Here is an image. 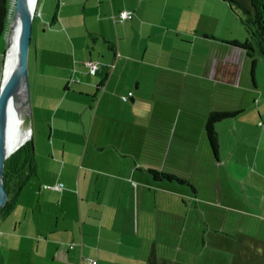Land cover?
<instances>
[{
  "label": "crops",
  "instance_id": "1",
  "mask_svg": "<svg viewBox=\"0 0 264 264\" xmlns=\"http://www.w3.org/2000/svg\"><path fill=\"white\" fill-rule=\"evenodd\" d=\"M57 2L50 1L54 16L44 19L33 59L30 51L41 139L30 145L34 172L22 187L11 189L9 199L16 203L0 216V264H264V239L243 229L256 224L232 219L242 212L253 217L259 209L264 214V143H236L227 162L218 157L224 173L208 175L188 162L183 149L171 158V140L158 152L156 138L144 139L134 103L123 99L149 83L130 64L133 53L151 44L157 25L146 14H155L158 3L95 0L98 36L108 44L94 47L98 58L87 55V42L75 38V0ZM124 10L134 12L132 20L114 22ZM137 37L143 42L136 48ZM71 48L75 58L80 54V61L98 62L100 69L93 75L80 62L78 72L76 62L79 79L59 77L55 71L62 67L53 58ZM151 169L189 184L157 180ZM228 180L250 196L238 201Z\"/></svg>",
  "mask_w": 264,
  "mask_h": 264
},
{
  "label": "rangeland",
  "instance_id": "2",
  "mask_svg": "<svg viewBox=\"0 0 264 264\" xmlns=\"http://www.w3.org/2000/svg\"><path fill=\"white\" fill-rule=\"evenodd\" d=\"M50 1L38 0L30 50L32 59L36 41L39 39L38 37H43L45 30L43 26L44 19L47 18L48 14H50V20L54 16V9ZM57 1L52 0V2L58 3ZM86 1L88 6L84 8ZM154 1L158 3L156 5L158 10L155 14H146L148 21H153L157 25L151 31L154 32L149 39L151 44H149L148 49L145 47L142 51L137 50L133 53L132 58L134 60H132L133 62L130 65H133L134 71H140L146 81L149 82L144 83V85L149 88L151 98L154 97L152 103L159 108V111L163 106L162 103L169 102L168 105H170L179 96L181 97L177 91L181 85L184 86L186 84L188 87L192 84L197 91L195 94L186 96L183 111H178L177 113L176 110H173L171 111L172 116L168 115L167 118L168 120L172 118L173 125L170 122L167 126L159 127L158 125V131H152V134L144 128H141V132L144 139L151 134L152 136L150 135L149 140L152 141L157 133L158 152L164 149L165 144L162 143H168L171 140V153L174 152L170 156L171 158L175 156L177 151L184 150L189 157L188 162L195 163L201 167L198 170L199 172L208 175L224 173V168L217 166L218 158L214 154L207 138L203 125L204 115H209L211 111L244 109V112L237 118L224 119L218 124L220 143L222 145L220 155L226 162L230 158L228 155L229 151L237 150L236 143H264V135L263 137L261 135V131L264 130V126L261 125L263 124L262 120H264V60L257 54L259 62L253 74L252 60L241 54L240 50L244 52L243 49L231 46L233 42H245L247 34L242 20L244 17L243 12L235 6L234 10L230 1ZM75 2L78 5L75 14V21L78 23V34L75 38L80 44L87 42V47H84L83 51L89 55L94 52V47L108 49V44L104 42L103 38L98 36L100 23L96 20L98 10L95 8V0H75ZM10 4V19L12 21L16 0H11ZM68 23L69 27L74 29V21L73 23L68 21ZM92 30L96 31L97 34H93ZM63 37H66V35L64 34ZM9 41L10 30L5 33L3 42H1L0 87L4 73V64L2 71L1 65ZM136 41V48L142 45V38L137 37ZM98 53V50L94 52L95 56L100 58ZM126 54L130 53L126 52ZM78 57L80 58L81 55L78 54ZM79 58H75L72 48L67 54L53 58V62L56 65L60 63L62 67V69L56 68L55 73L59 72V77L64 76L70 79L75 77L72 79H79L80 74L78 75L79 77H76L75 69L73 68L78 62L79 64L76 65L78 70L76 71L81 72L80 69L83 67H79L81 66L80 62L82 64L85 61H80L81 59ZM140 64L143 65L141 69ZM146 64H151L150 67L152 68ZM154 70H157V74L162 71L165 73L173 72L175 79L172 84L155 85L148 81L157 75ZM168 87L171 88V92H169V99L165 98L168 101H165L163 99L165 93H162V91L164 88L168 90ZM169 109L171 108L169 107ZM159 111L157 112L161 113ZM159 118H161V114H159ZM21 126L24 131L25 129L32 130L31 137L25 144L40 143L38 142L41 139L39 135L40 116L38 115V106L34 103L33 98L32 113L21 115ZM137 138L138 140L142 139L139 136ZM181 143H184V146ZM209 151L211 157L208 158L206 152L209 154ZM195 156L200 160H195ZM228 182L234 186L236 191L238 190L237 184L229 180ZM29 186L28 184L26 185L25 192L29 190ZM9 194H11V190ZM245 196H250V193L244 189L243 192L238 190V194L236 193L235 197H238V201H241ZM240 205L245 207V205ZM254 214L251 217L246 216L243 212L236 213L232 219L242 220L245 225L247 222L253 221L256 224L254 229L251 231L248 227L243 229L264 239V214L260 209L255 210ZM230 230L228 229V231ZM230 262V260H222V263L211 264H230Z\"/></svg>",
  "mask_w": 264,
  "mask_h": 264
},
{
  "label": "trees",
  "instance_id": "3",
  "mask_svg": "<svg viewBox=\"0 0 264 264\" xmlns=\"http://www.w3.org/2000/svg\"><path fill=\"white\" fill-rule=\"evenodd\" d=\"M228 1H230L233 9L235 6L236 8H239L243 12L244 17L242 18V20L245 25L246 34H247V40L245 42L243 43L233 42L231 46L244 50L245 55L252 60V67L254 74L255 68L259 62V59L257 58V54L261 59L264 60V0H228ZM10 2L11 0H0V56H1V46H2L1 42H3L4 35L10 30V25H11ZM127 11H131V10H127ZM133 16H134V12H133ZM128 20H132V19H128ZM114 21L116 23H119L116 21V17H114ZM3 64L4 61L2 62L1 65V71L3 69ZM169 73H165L162 71L156 75V78L151 79V81L155 85L172 84L173 80L175 79L174 73L173 72H169ZM137 85L139 86L140 83L138 82ZM185 86L186 84H184V86L181 85L180 88L177 90L179 95H181V97L179 96V98L176 99V101L173 102V104L170 103V105H168L169 102L166 103L164 102L165 104L162 103L163 106L160 108V111L159 108L154 103H152L154 97L152 95L153 98H151L149 88L145 87L144 84L142 85V88L139 87L136 90L137 96H135L133 92H130L132 93V95L131 96L127 95L126 96L127 99L125 101L130 100L134 103V107L137 113V118L144 123L142 127L147 129V131L152 134L153 133L152 131L155 132L158 131L157 130L158 125L159 127H162L163 125L167 126L169 122L171 125H173L172 124L173 120L172 118L168 120L167 118L168 115L172 116L171 111L173 110H176L177 113L178 111H183L185 106L186 96L188 97L191 94L196 93L197 89L193 87L192 84H190L188 87ZM169 92H171V88L168 87V90L166 88L163 89L162 93H165L163 98L164 100L165 98L169 99ZM168 99H166L165 101H168ZM169 107L171 109H169ZM157 111L161 113H158ZM186 112L191 113L190 111H186ZM242 112H244V109L229 110V111H211L209 115L207 116L204 115L205 118L203 125L206 130V135L209 140L210 146L214 154L217 156V158L220 155V148H221L218 124L224 119L237 118V116H239ZM159 114H161V118H159ZM150 135L146 136L148 140L150 138ZM155 138L158 140L157 133ZM33 172H34L33 154L31 150V146L29 145V143H26L22 147H20L13 155H11L5 162L4 179H5L7 200L0 212V216H2V214H4L8 209L12 208L16 203V200L11 201L9 199V191L12 189V187L13 186L14 187L17 186L18 188L22 187L30 177V174H32ZM150 173L157 180L168 179V180H176L177 182L182 184L183 183L189 184V182L183 179L182 177L173 173L165 172L163 170L151 169Z\"/></svg>",
  "mask_w": 264,
  "mask_h": 264
},
{
  "label": "water",
  "instance_id": "4",
  "mask_svg": "<svg viewBox=\"0 0 264 264\" xmlns=\"http://www.w3.org/2000/svg\"><path fill=\"white\" fill-rule=\"evenodd\" d=\"M35 18L36 11L27 13V0H17L11 21V31L18 32V52L8 83L5 87H0V212L7 200L4 179L5 162L25 144L21 143L20 147H11L7 144L9 114L16 112L21 116L32 113L29 56Z\"/></svg>",
  "mask_w": 264,
  "mask_h": 264
},
{
  "label": "bare ground",
  "instance_id": "5",
  "mask_svg": "<svg viewBox=\"0 0 264 264\" xmlns=\"http://www.w3.org/2000/svg\"><path fill=\"white\" fill-rule=\"evenodd\" d=\"M37 4H38V0H27V13L30 14L33 10L35 12L37 8ZM18 36L19 35L17 31H11V25H10V41L8 48L6 49L3 55L4 73H3V81L1 85L3 87H5L6 84L8 83V80L15 67V61L19 46ZM31 134H32L31 129L29 130L25 129V131L22 129L21 116L16 112H11L9 114V120H8V134L6 140L7 144L11 147H20L21 143H25L31 137Z\"/></svg>",
  "mask_w": 264,
  "mask_h": 264
},
{
  "label": "built area",
  "instance_id": "6",
  "mask_svg": "<svg viewBox=\"0 0 264 264\" xmlns=\"http://www.w3.org/2000/svg\"><path fill=\"white\" fill-rule=\"evenodd\" d=\"M132 17H133L132 11L124 10L116 17V21L119 23H123L124 21H126L128 19H132ZM84 64L88 67L89 72L93 75L100 69V64L98 62H95L92 60L87 61ZM129 95L131 96L132 93H129ZM126 99H127V97L125 96L124 100H126ZM63 186L64 185L56 186V188L62 189ZM49 188H53V187H49ZM83 261H88V259H83ZM89 262H90V264H97V261H94V260H89Z\"/></svg>",
  "mask_w": 264,
  "mask_h": 264
}]
</instances>
